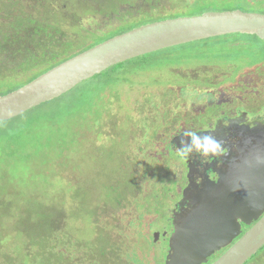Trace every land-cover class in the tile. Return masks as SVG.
Here are the masks:
<instances>
[{"label":"rangeland","instance_id":"obj_1","mask_svg":"<svg viewBox=\"0 0 264 264\" xmlns=\"http://www.w3.org/2000/svg\"><path fill=\"white\" fill-rule=\"evenodd\" d=\"M37 1L45 9L40 25L49 30L54 19L60 34L53 38L63 40V32L74 41L58 47L64 55L201 10L264 11V4L249 0H203L177 11L163 9L164 4L152 7L149 0L136 8L130 6L142 0ZM7 7H14L15 15L21 12L16 3L0 0L2 31L15 21L1 13ZM254 65L264 67V42L254 36L195 41L113 66L56 102L27 111L17 124L0 123V264H109L117 259V264H160L167 245L161 238L152 244V238L167 227L169 199L162 191L173 192L168 175L175 171L169 159L157 164L147 153L166 129L181 122L169 120L176 116L173 109L162 108L180 83L203 84L200 91L207 98L217 77L216 84L232 80L223 70ZM38 73L0 70V96ZM198 106L204 107L198 118L210 114L201 101L191 104L192 111ZM179 115L184 123L197 119L195 113ZM156 166L161 177L152 170ZM245 264H264V246Z\"/></svg>","mask_w":264,"mask_h":264},{"label":"water","instance_id":"obj_2","mask_svg":"<svg viewBox=\"0 0 264 264\" xmlns=\"http://www.w3.org/2000/svg\"><path fill=\"white\" fill-rule=\"evenodd\" d=\"M228 35L254 36L264 42V13L206 12L163 20L111 37L1 95L0 123L59 98L118 64L174 46ZM243 138L231 158L233 171L227 176L231 179L218 180L203 195L199 194L193 199L192 209L173 222L164 264H207L210 256L240 236L237 220L246 227L254 224L211 264H245L264 246V180L252 179L253 172L264 168L255 163L257 153L264 151V142L254 141L251 134ZM190 187L191 184L184 190L183 198ZM227 216L234 225L232 232L226 230L225 234L226 225L221 222ZM157 237L155 233L154 242Z\"/></svg>","mask_w":264,"mask_h":264},{"label":"flooded vegetation","instance_id":"obj_3","mask_svg":"<svg viewBox=\"0 0 264 264\" xmlns=\"http://www.w3.org/2000/svg\"><path fill=\"white\" fill-rule=\"evenodd\" d=\"M133 1L134 0H132V2ZM202 1L203 0H149V2L152 3V7L164 4L163 9L174 8L176 11L184 6H191ZM142 2L144 3L145 1H137L130 7H139V3ZM249 2L254 5L264 4L263 0H249ZM9 3H16L18 5V11L21 10L20 13H27L29 17L32 16L31 18L33 19H36L37 17L42 19V16L45 13L44 7L41 3L38 4L37 0H17L15 2L9 0ZM4 9H8L9 15L13 20L16 21V19H18L17 15H15L16 10L13 12L14 7H12V10L10 7ZM5 10H2L1 13L3 11L5 13ZM26 10L29 11V13L26 12ZM135 10L137 11V9ZM133 12L134 11H132V13ZM203 13H206V10H201L198 15ZM36 21L40 23V20ZM108 22L113 24L116 23L114 20ZM106 23L107 22H105V24ZM223 73H230L232 75V80L228 82L227 85L216 84L219 81L218 79H220L216 76L217 79H215L214 84L217 87L209 93L207 98H205L200 91L203 84L200 85L197 84V82L193 84L180 83L174 88L175 91L173 92L174 95H172L171 102L169 101L166 103V106L162 108L167 113L169 109H173L176 116L169 117V120H181V122L178 126H174L172 129H166L161 136L162 139L159 137L161 141H159V143H153L154 151L147 153V158H150L157 164H160L165 159H169L171 164L173 163L175 171L168 175V177H172L170 179L175 183L173 192L162 193L163 195L168 196L169 199L168 209H166V215H164L166 216L164 224H166L167 227L163 225L162 230L157 233L158 237L155 242L151 241L152 244H158L161 238L168 246L169 238L173 233V222L176 221L180 215L183 218L187 212L192 209L193 199L198 197L199 194L203 195L204 192L208 190V188H211L213 184H216L218 180L219 182H224L231 179L227 177L230 176L233 171V167H230L231 158L235 156L234 153H236L237 147L243 143V137L251 134L254 141H259L260 143L264 142V67H260V65H254V67H242L235 72L225 69L223 70ZM187 90L188 92H185ZM183 93L185 95L184 99L187 97L185 100L180 99V94ZM180 100L182 101L179 102ZM200 101L210 111V114L205 118H198V114H201L204 107L198 106L195 108L196 111H192L191 104ZM181 113L185 115H192L195 113L197 119L184 123L185 120L179 118V114ZM186 132L214 135L223 145L222 152L218 156H214L207 160L205 163H201L200 157L195 155L190 159L178 157L175 152V147L180 146V141L182 139L187 140V137L184 135ZM229 148L230 152L228 151ZM249 155L251 156V153ZM260 171H262V173ZM256 172H259L260 175H257ZM177 174H179V176H177ZM252 174V179L256 178L257 180H264V168L255 171ZM189 184H191V187L186 191V195L183 198L184 190ZM229 217L230 216H227L226 220L221 222L223 225H226V229L224 230L225 234L226 230L232 232L234 225L229 221ZM228 218L229 220H227ZM236 222L239 224V229L241 231L240 236L233 239L229 246L210 256L207 264H211L217 260L254 224L246 227L240 224L238 220ZM152 233L153 232H151V235ZM167 246L164 251L165 256L168 249Z\"/></svg>","mask_w":264,"mask_h":264},{"label":"trees","instance_id":"obj_4","mask_svg":"<svg viewBox=\"0 0 264 264\" xmlns=\"http://www.w3.org/2000/svg\"><path fill=\"white\" fill-rule=\"evenodd\" d=\"M8 15H9V12H8V9H6L4 16H8ZM43 16H45V13L43 14ZM17 18L18 19H16L15 22H12L7 25L8 27L6 30L2 31L0 28V70H5L6 72H10L11 74H13V72L15 71L26 72V71L39 69V73L36 76L38 77L39 75L53 68L57 64L73 57L74 55L78 53H81L87 50V49L78 50V51H74L71 54L64 55L63 52L58 49V47L59 46L60 47H71L74 41L72 42L67 41L68 34L63 33V32L61 34L64 37L63 40L53 38L56 32L59 33L56 27L57 22L54 19L50 20L49 23L55 26L47 30V27L45 24H44L45 26L44 27V26H41L38 21H36V20H45V18L39 19L40 17H37L36 19H33L29 17V15L24 14L23 12L18 14ZM1 32H4V33H1ZM42 59H45V61L41 62ZM41 63L43 67H38V65ZM21 86L23 85H20L8 91H5L1 95H5L11 91H14ZM62 97L63 95L60 96L59 98L54 99L55 102L56 100H59ZM71 99L72 98L68 100H71ZM23 117L24 115H22L21 117H17L16 119L14 118V120H10L9 122L11 124H17ZM14 126L18 127V125H14ZM161 164L163 163L161 162ZM158 167L159 166H156L152 168V170L156 171L157 175L161 177L160 173L162 172ZM163 192L165 191H162V193ZM146 194H150V196L157 197V194L154 191H147L145 195ZM134 201L135 200H133L132 202ZM142 203H143V200H142ZM165 217L166 216H164V219ZM111 252L112 251H110L109 253ZM164 258H165V255L162 258V260H160V264L164 262ZM117 260L111 261V263L109 264H117L118 263ZM99 264H107V263L102 261V263H99Z\"/></svg>","mask_w":264,"mask_h":264},{"label":"clouds","instance_id":"obj_5","mask_svg":"<svg viewBox=\"0 0 264 264\" xmlns=\"http://www.w3.org/2000/svg\"><path fill=\"white\" fill-rule=\"evenodd\" d=\"M184 135L187 140H181L180 146L175 147V152L178 157L190 159L192 156H199L201 163L207 162L214 156H218L222 150V143L211 134H198L196 132H186ZM255 163L258 166H264V151L257 153ZM233 191H238L239 188H233Z\"/></svg>","mask_w":264,"mask_h":264}]
</instances>
